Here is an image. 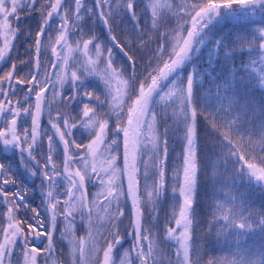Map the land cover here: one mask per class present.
<instances>
[{"label": "snow or ice", "instance_id": "obj_1", "mask_svg": "<svg viewBox=\"0 0 264 264\" xmlns=\"http://www.w3.org/2000/svg\"><path fill=\"white\" fill-rule=\"evenodd\" d=\"M0 264H264V0H0Z\"/></svg>", "mask_w": 264, "mask_h": 264}, {"label": "trees", "instance_id": "obj_2", "mask_svg": "<svg viewBox=\"0 0 264 264\" xmlns=\"http://www.w3.org/2000/svg\"><path fill=\"white\" fill-rule=\"evenodd\" d=\"M206 59H207V57L205 56V57H204V60L206 61ZM205 66H206V65H205ZM256 95L258 96L259 93L257 92ZM256 199L259 200V195H258V193L256 194Z\"/></svg>", "mask_w": 264, "mask_h": 264}, {"label": "rangeland", "instance_id": "obj_3", "mask_svg": "<svg viewBox=\"0 0 264 264\" xmlns=\"http://www.w3.org/2000/svg\"><path fill=\"white\" fill-rule=\"evenodd\" d=\"M127 247V245H125Z\"/></svg>", "mask_w": 264, "mask_h": 264}]
</instances>
